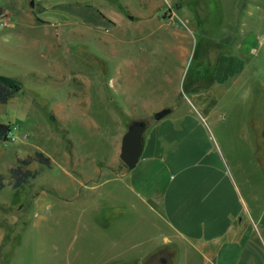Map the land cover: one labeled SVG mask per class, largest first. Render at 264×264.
<instances>
[{
    "label": "rangeland",
    "instance_id": "374dc122",
    "mask_svg": "<svg viewBox=\"0 0 264 264\" xmlns=\"http://www.w3.org/2000/svg\"><path fill=\"white\" fill-rule=\"evenodd\" d=\"M191 32L199 44L186 58L174 34ZM255 34H264V0H0V74L22 86L0 103L10 125L0 139V264H107L111 237L93 223L113 208L94 212L95 201L136 200L123 186L134 169L119 158L120 138L134 120L152 124L164 103L185 116L200 156L219 155L264 246V76L249 68L228 96L211 89L210 111L188 89L215 58L201 45L224 36L244 38L245 63L262 71L264 48L248 53ZM35 151L49 164L32 161L34 176L7 184L16 159ZM196 255L190 248L189 264Z\"/></svg>",
    "mask_w": 264,
    "mask_h": 264
},
{
    "label": "crops",
    "instance_id": "0c3cea01",
    "mask_svg": "<svg viewBox=\"0 0 264 264\" xmlns=\"http://www.w3.org/2000/svg\"><path fill=\"white\" fill-rule=\"evenodd\" d=\"M174 36L176 50L186 58L191 43L199 44L197 34ZM262 36L255 34L248 53L255 55L264 48ZM245 47L244 38L231 36L201 45V49H214L215 58L206 74H195L188 84L200 106L210 111L217 102L207 105L211 89L228 96L249 68L253 75L264 76V67L261 71L255 63H245ZM162 107L170 110L144 128L138 161L123 185L136 200L121 201L119 195H110L108 204L95 201L94 212L101 205L113 208L93 223L96 230L111 237L103 263L176 264V252L182 247L178 264H189L190 248L197 253L195 264H264V246L253 232L258 220H248L249 206L238 184L218 154L212 158L199 155V138L185 116L178 117L165 103ZM132 211L152 221L124 222L129 217L125 213Z\"/></svg>",
    "mask_w": 264,
    "mask_h": 264
},
{
    "label": "trees",
    "instance_id": "16d2710c",
    "mask_svg": "<svg viewBox=\"0 0 264 264\" xmlns=\"http://www.w3.org/2000/svg\"><path fill=\"white\" fill-rule=\"evenodd\" d=\"M21 88V81L17 77L0 74V103L7 102L10 98L20 92ZM9 129V124L0 123V139H6V134ZM32 161L49 164L50 158L41 151H35L33 154L27 155L24 158H17L16 165L9 169V180L7 181V184H10L11 187L15 188L34 176L35 170L28 167ZM4 185V176L0 173V189Z\"/></svg>",
    "mask_w": 264,
    "mask_h": 264
},
{
    "label": "water",
    "instance_id": "95a60500",
    "mask_svg": "<svg viewBox=\"0 0 264 264\" xmlns=\"http://www.w3.org/2000/svg\"><path fill=\"white\" fill-rule=\"evenodd\" d=\"M169 110L166 107L162 108L155 112L153 117L159 119L168 113ZM144 128V120H134L127 125L126 130L121 135L119 158L128 169L134 168L138 161L142 148L141 135Z\"/></svg>",
    "mask_w": 264,
    "mask_h": 264
},
{
    "label": "built area",
    "instance_id": "2783aa9c",
    "mask_svg": "<svg viewBox=\"0 0 264 264\" xmlns=\"http://www.w3.org/2000/svg\"><path fill=\"white\" fill-rule=\"evenodd\" d=\"M9 132H10V129L8 130V132H7V134H6V137H7V135H8Z\"/></svg>",
    "mask_w": 264,
    "mask_h": 264
},
{
    "label": "flooded vegetation",
    "instance_id": "af4514ba",
    "mask_svg": "<svg viewBox=\"0 0 264 264\" xmlns=\"http://www.w3.org/2000/svg\"><path fill=\"white\" fill-rule=\"evenodd\" d=\"M160 259H162V258H160Z\"/></svg>",
    "mask_w": 264,
    "mask_h": 264
}]
</instances>
